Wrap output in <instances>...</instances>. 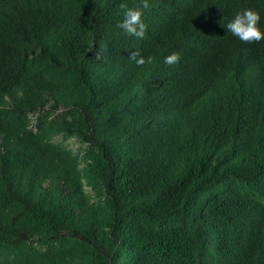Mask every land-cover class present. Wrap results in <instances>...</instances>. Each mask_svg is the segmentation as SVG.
<instances>
[{"label": "trees", "instance_id": "trees-1", "mask_svg": "<svg viewBox=\"0 0 264 264\" xmlns=\"http://www.w3.org/2000/svg\"><path fill=\"white\" fill-rule=\"evenodd\" d=\"M121 3L0 0V264H264V0Z\"/></svg>", "mask_w": 264, "mask_h": 264}, {"label": "clouds", "instance_id": "clouds-1", "mask_svg": "<svg viewBox=\"0 0 264 264\" xmlns=\"http://www.w3.org/2000/svg\"><path fill=\"white\" fill-rule=\"evenodd\" d=\"M122 10V20L117 27L122 30L123 34L143 39L146 34L147 24L143 20L144 10L151 7L149 0H137L133 6L126 3L119 5ZM260 14L251 9H244L235 14V16L222 26L227 29L233 36L237 37L244 43H253L264 40V31L261 30L259 22ZM129 59L134 61L138 67L153 62L152 56L145 58L139 49L131 51ZM180 61L178 53H171L164 58V63L168 65L177 64Z\"/></svg>", "mask_w": 264, "mask_h": 264}, {"label": "bare ground", "instance_id": "bare-ground-1", "mask_svg": "<svg viewBox=\"0 0 264 264\" xmlns=\"http://www.w3.org/2000/svg\"><path fill=\"white\" fill-rule=\"evenodd\" d=\"M256 3H257V1H256ZM255 7V6H254ZM245 44V43H244Z\"/></svg>", "mask_w": 264, "mask_h": 264}]
</instances>
